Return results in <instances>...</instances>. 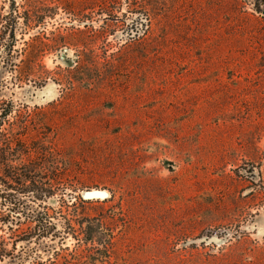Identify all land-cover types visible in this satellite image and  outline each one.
Returning a JSON list of instances; mask_svg holds the SVG:
<instances>
[{"label":"rangeland","instance_id":"1","mask_svg":"<svg viewBox=\"0 0 264 264\" xmlns=\"http://www.w3.org/2000/svg\"><path fill=\"white\" fill-rule=\"evenodd\" d=\"M0 264H264V0H0Z\"/></svg>","mask_w":264,"mask_h":264},{"label":"trees","instance_id":"2","mask_svg":"<svg viewBox=\"0 0 264 264\" xmlns=\"http://www.w3.org/2000/svg\"><path fill=\"white\" fill-rule=\"evenodd\" d=\"M258 11L260 12L259 9ZM32 220L36 223L35 230L37 231V233H39L36 235L37 239L51 238L52 240H55L56 237L63 238L62 234L56 232L57 227L50 220L48 211L42 213L40 216H37V218L32 217ZM77 240L79 241V239Z\"/></svg>","mask_w":264,"mask_h":264},{"label":"water","instance_id":"3","mask_svg":"<svg viewBox=\"0 0 264 264\" xmlns=\"http://www.w3.org/2000/svg\"><path fill=\"white\" fill-rule=\"evenodd\" d=\"M84 197L88 199H93V198L105 199L107 197V194L101 191H91V192H85Z\"/></svg>","mask_w":264,"mask_h":264}]
</instances>
